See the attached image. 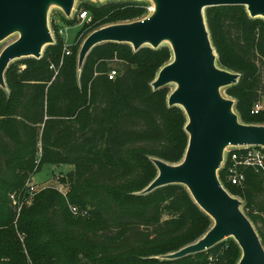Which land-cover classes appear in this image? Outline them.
<instances>
[{"label": "trees", "instance_id": "trees-1", "mask_svg": "<svg viewBox=\"0 0 264 264\" xmlns=\"http://www.w3.org/2000/svg\"><path fill=\"white\" fill-rule=\"evenodd\" d=\"M84 5L90 18L79 30L88 27L83 37L148 13L137 0ZM204 15L217 62L240 73L238 83L226 88L236 111L243 122L264 125V107L253 113L264 96V19L242 5L207 7ZM80 44L66 54L56 38L39 58L18 59L23 68L10 63L4 72L0 264H238L242 252L232 237L203 252L161 258L195 242L212 220L181 184L140 193L156 176L152 158L176 164L188 143L184 111L167 105L168 86H151L170 61V48L134 51L127 43L104 42L90 50L79 71ZM113 59L125 68L108 79ZM48 164L72 166L66 192L45 187L30 194L27 183ZM242 170L240 185L223 168L218 178L245 201L264 244V171Z\"/></svg>", "mask_w": 264, "mask_h": 264}, {"label": "water", "instance_id": "water-1", "mask_svg": "<svg viewBox=\"0 0 264 264\" xmlns=\"http://www.w3.org/2000/svg\"><path fill=\"white\" fill-rule=\"evenodd\" d=\"M150 1L152 6L146 16L108 24L88 33L78 50L77 68L80 71L90 50L104 42L127 43L134 51L168 43L171 59L159 69L151 86L156 90L175 84L167 96V105L184 111L188 143L183 158L176 164L152 158L156 176L140 193L181 184L211 218L212 226L195 242L161 258L178 259L203 252L232 237L242 252L238 264H264V244L254 223L242 210V200L218 179L228 147L264 148V125L243 122L235 110V100L223 95V88L238 83L240 73L217 65L204 15L207 7L242 5L251 17L264 19V0ZM74 2L0 0V41L18 34L0 51V87L6 88L4 72L12 61L39 58L43 48L54 43L47 23L50 7H58L69 18Z\"/></svg>", "mask_w": 264, "mask_h": 264}, {"label": "rangeland", "instance_id": "rangeland-1", "mask_svg": "<svg viewBox=\"0 0 264 264\" xmlns=\"http://www.w3.org/2000/svg\"><path fill=\"white\" fill-rule=\"evenodd\" d=\"M107 1H109V0H100L98 2H95L94 0H75L74 8H73L72 14L69 18H67L58 7L51 6L49 11H48L47 23H48V27L50 29V32L52 34L53 39L56 40V38H60L63 42V45L65 47L67 46L66 48L69 51H71V49L68 48V46L77 44L79 41H81V44H82L84 38L86 37V35H85V37H83V34L85 33V31L87 30L88 27L83 28L80 32H79V30H80L81 26L83 24H87V22L89 20L79 19L78 13L81 10L86 9L85 5H84L85 3L100 4V3L107 2ZM123 1H126V0H123ZM140 1L144 2L147 5V9H148V13H149V10L152 6V2L150 0H140ZM67 19H72L74 21V23L65 22L64 20H67ZM17 37H18V34L13 33V34L7 36L2 41H0V51L5 46L12 43ZM162 44L168 46L167 42H164ZM42 52H43V50H42ZM11 64L17 68H23L24 67V63L17 62L16 60L12 61ZM217 65L221 66L220 63H218V62H217ZM108 66H109V70L114 69L117 73H120L125 68V65L117 59H113V60L108 61ZM174 87H175V84H173V83H170L168 85V88L170 91H172L174 89ZM222 93L224 96L232 98L231 96H229L227 94L226 88L222 89ZM260 104L263 105V107H264V96H262ZM71 169H72V166H70V165H63V164L44 165L39 169V171H37L32 176V179L30 182H28V185L34 186V192H37L40 189L45 188V187H54V188L58 189L59 191L66 192L67 186L69 183V173H70ZM242 202H243L242 203V210L245 213H247V210L245 208V201L242 200ZM211 254H209L210 258L212 256Z\"/></svg>", "mask_w": 264, "mask_h": 264}, {"label": "built area", "instance_id": "built-area-1", "mask_svg": "<svg viewBox=\"0 0 264 264\" xmlns=\"http://www.w3.org/2000/svg\"><path fill=\"white\" fill-rule=\"evenodd\" d=\"M78 18L89 20L90 17L84 10H81L78 13ZM66 47L64 46V53L68 54L70 51ZM50 68H53V65ZM116 74L117 72L114 69L109 70L107 72L108 79H113ZM261 109H263V105L257 103L253 108V113H258ZM244 167H253L264 171V148L255 145L228 147L221 168L226 170L227 178L232 184L240 185L245 181L246 175L242 170ZM27 186L28 192L30 194L34 193V186L28 185V183ZM17 200V198L12 197L13 204H16ZM71 209L76 212V207H71Z\"/></svg>", "mask_w": 264, "mask_h": 264}]
</instances>
